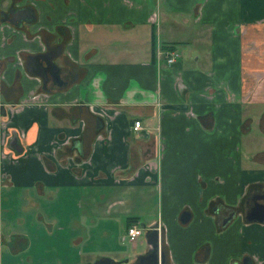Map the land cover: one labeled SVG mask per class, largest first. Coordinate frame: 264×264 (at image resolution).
Returning a JSON list of instances; mask_svg holds the SVG:
<instances>
[{
	"label": "crops",
	"instance_id": "obj_1",
	"mask_svg": "<svg viewBox=\"0 0 264 264\" xmlns=\"http://www.w3.org/2000/svg\"><path fill=\"white\" fill-rule=\"evenodd\" d=\"M261 192L264 0H0V264H264Z\"/></svg>",
	"mask_w": 264,
	"mask_h": 264
},
{
	"label": "water",
	"instance_id": "obj_2",
	"mask_svg": "<svg viewBox=\"0 0 264 264\" xmlns=\"http://www.w3.org/2000/svg\"><path fill=\"white\" fill-rule=\"evenodd\" d=\"M42 55H43L42 53H40L39 55H34V58H38V57L41 58ZM37 63H38V60H37ZM41 68H43V70L46 71L51 77H53V79L55 81H57V84H60L61 81L59 80V77H58V71L52 62L45 59V64ZM258 198L264 199V193L253 195L252 205L249 206V208L244 213V218L248 221L249 220L264 221V200L263 201H257L256 199H258ZM227 218L228 217H226L225 219H227ZM148 234H149L150 238L148 240V244H147L146 248L144 249V251L135 254V255H137V257H139L137 264H154V263H156V260L153 257V256H155L156 250H157V237H156L155 229H151V231H149ZM150 256H151V260L148 259V257H150ZM160 260H161V262L163 260V253L162 252H160ZM96 263H97L96 260H94V262L92 264H96ZM98 264H101V263H98Z\"/></svg>",
	"mask_w": 264,
	"mask_h": 264
},
{
	"label": "built area",
	"instance_id": "obj_3",
	"mask_svg": "<svg viewBox=\"0 0 264 264\" xmlns=\"http://www.w3.org/2000/svg\"><path fill=\"white\" fill-rule=\"evenodd\" d=\"M176 53H174L173 51H168L166 52L165 56H166V61L167 63H170L174 60ZM141 122L138 119L133 120L132 122V129L137 131L141 128ZM152 229H155L156 231V237H157V251L159 252L160 247H161V243L163 241V228L162 225L159 221H157ZM141 233V227L138 226L136 223H131L128 226L125 227V236L124 238L128 241H134Z\"/></svg>",
	"mask_w": 264,
	"mask_h": 264
},
{
	"label": "rangeland",
	"instance_id": "obj_4",
	"mask_svg": "<svg viewBox=\"0 0 264 264\" xmlns=\"http://www.w3.org/2000/svg\"><path fill=\"white\" fill-rule=\"evenodd\" d=\"M137 238L141 239L142 242L138 243V245L136 247V251L132 250V247L130 246V242H128V240H121V239L118 240L119 245L123 248V250L125 252L128 253V255H127L128 258L131 257L135 252L144 249L145 246H146V242H145V237H144V232L143 231H142L141 235H139V237H137ZM110 242H111V240H110ZM110 242H109V244H111L110 247H113L114 246L113 242H111V243ZM96 246L100 247L101 244L98 241H96ZM113 248H115V247H113Z\"/></svg>",
	"mask_w": 264,
	"mask_h": 264
},
{
	"label": "flooded vegetation",
	"instance_id": "obj_5",
	"mask_svg": "<svg viewBox=\"0 0 264 264\" xmlns=\"http://www.w3.org/2000/svg\"><path fill=\"white\" fill-rule=\"evenodd\" d=\"M261 193H264V192H261ZM258 194H260V193H258ZM257 195V194H256ZM253 198V197H252ZM252 198H251V200H252ZM162 244L163 243H161V247H162ZM160 252H162L163 253V250H159V252L156 250V254H155V256H153L154 258H155V260H156V263H154V264H165V256H164V253H163V260H162V262H161V260H160ZM148 259L149 260H151V256L150 257H148ZM138 260H139V257H137V255H134L132 258H131V260H129V262H127V263H125V264H137V262H138ZM96 264H98V263H101V264H113L112 262H110V260H108L107 258H105V257H102V258H99V259H96Z\"/></svg>",
	"mask_w": 264,
	"mask_h": 264
},
{
	"label": "trees",
	"instance_id": "obj_6",
	"mask_svg": "<svg viewBox=\"0 0 264 264\" xmlns=\"http://www.w3.org/2000/svg\"><path fill=\"white\" fill-rule=\"evenodd\" d=\"M133 217H126L125 227L132 223Z\"/></svg>",
	"mask_w": 264,
	"mask_h": 264
}]
</instances>
